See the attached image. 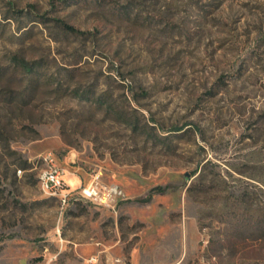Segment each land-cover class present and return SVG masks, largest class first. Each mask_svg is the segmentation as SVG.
Here are the masks:
<instances>
[{"label": "rangeland", "instance_id": "374dc122", "mask_svg": "<svg viewBox=\"0 0 264 264\" xmlns=\"http://www.w3.org/2000/svg\"><path fill=\"white\" fill-rule=\"evenodd\" d=\"M46 151L128 199L63 206ZM254 217L264 0H0V264H264Z\"/></svg>", "mask_w": 264, "mask_h": 264}, {"label": "built area", "instance_id": "2783aa9c", "mask_svg": "<svg viewBox=\"0 0 264 264\" xmlns=\"http://www.w3.org/2000/svg\"><path fill=\"white\" fill-rule=\"evenodd\" d=\"M39 160L42 163L39 173L41 188L57 196L63 206L69 205L74 200H84L116 212L119 204L128 199L125 190L120 185L104 182L98 176L93 177L88 183L81 182L77 186H72L67 181L66 169L60 165L51 151L40 154Z\"/></svg>", "mask_w": 264, "mask_h": 264}, {"label": "trees", "instance_id": "16d2710c", "mask_svg": "<svg viewBox=\"0 0 264 264\" xmlns=\"http://www.w3.org/2000/svg\"><path fill=\"white\" fill-rule=\"evenodd\" d=\"M69 29H72L70 26H66ZM24 66L27 69H30V67L27 65V63L24 64ZM28 163H25V167H28ZM251 213L250 210V206L249 205H245V206H241V212H239V210H235V215H234V224L236 223H243V217L247 216ZM246 220H249V223H253L254 225L252 227H254V229L256 231H260V232H264V219L259 218V217H254V218H246ZM245 220V221H246ZM242 228H237L236 231L241 230ZM235 231V232H236Z\"/></svg>", "mask_w": 264, "mask_h": 264}, {"label": "crops", "instance_id": "0c3cea01", "mask_svg": "<svg viewBox=\"0 0 264 264\" xmlns=\"http://www.w3.org/2000/svg\"><path fill=\"white\" fill-rule=\"evenodd\" d=\"M69 175H70V177L68 178V180H69V182H70V180H73V179H72V176H73V175H72V173H69Z\"/></svg>", "mask_w": 264, "mask_h": 264}, {"label": "bare ground", "instance_id": "6f19581e", "mask_svg": "<svg viewBox=\"0 0 264 264\" xmlns=\"http://www.w3.org/2000/svg\"><path fill=\"white\" fill-rule=\"evenodd\" d=\"M67 173H69V172H67ZM69 181V180H68Z\"/></svg>", "mask_w": 264, "mask_h": 264}]
</instances>
